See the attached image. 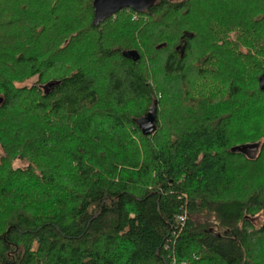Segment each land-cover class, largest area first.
<instances>
[{
	"label": "trees",
	"instance_id": "1",
	"mask_svg": "<svg viewBox=\"0 0 264 264\" xmlns=\"http://www.w3.org/2000/svg\"><path fill=\"white\" fill-rule=\"evenodd\" d=\"M93 20L94 0H0V264H264V0H157ZM133 48L139 61L122 55ZM116 57L96 75L73 68ZM212 85L227 112L176 106L164 129L163 99ZM155 100L145 137L134 119Z\"/></svg>",
	"mask_w": 264,
	"mask_h": 264
},
{
	"label": "rangeland",
	"instance_id": "2",
	"mask_svg": "<svg viewBox=\"0 0 264 264\" xmlns=\"http://www.w3.org/2000/svg\"><path fill=\"white\" fill-rule=\"evenodd\" d=\"M106 29H108V28H106ZM104 32H105V29H104ZM105 34H107V36H110L111 35L110 30H107ZM163 43H160V44H163ZM157 46L158 45H156L155 48ZM83 47H84V44L82 45L81 48L83 49ZM165 48H163V49H165ZM133 49L136 50V48H133ZM163 49H158L157 48V50H163ZM246 49L247 48H245V47L241 48V50H243L245 53L247 52ZM95 52H96V50L93 47L90 50V53H92V55H94ZM165 52H162L160 54L156 53L154 57L158 59V55H163L164 56ZM188 56H190V55H188ZM141 57H142V54H141ZM116 61H119V59L117 57L114 58V59H110L109 62H105V63H104L103 60L101 62H98L97 59L92 58V60L88 61V62L85 61V62H81L80 64L75 63L73 65V68H76L77 66L82 65V67L85 68L86 71H88L90 73L93 72L96 75V73H98L99 69H97L96 71L94 69L97 66L105 64V67H107V70H110L111 67L114 66L113 64ZM153 62H154L153 60L151 61V55L150 54H147V55L143 54L142 63H141L142 71L146 75H148L150 78H155V77L158 76V79H159L161 77H164L161 74L163 72L161 70H159L161 68H157L153 64ZM192 62L193 61H191V57H190L187 60V67L192 66ZM191 72L196 74V72L194 70L191 71ZM190 77H191V75H190ZM37 79H38L37 76L33 77V78H31L29 80H26L25 82L19 84V86H22L23 84L30 86V85L34 84L37 81ZM216 85H218V82H216ZM216 85H212V86H214L213 88L212 87L208 88V90L210 91V93L208 92V94H207V90H206V92H204V91L200 90V87H199L197 89L196 93H198L200 95H195L196 96L195 98H190V99L187 96H182V98L179 100L177 105L170 104L166 99H163V101H162V103L160 104V107H159V115H160L159 117L161 119V124L163 125L164 129H167L168 126L166 125L167 124L166 120H167V118H170L171 112L175 111L176 106L178 108V115H180V118L182 116L190 117L192 112L196 111V112L200 113L203 110L204 112H203V116L202 117H203V119H207L208 120L209 118H213L214 119L216 116H221V112H223V113L227 112V110L226 111L222 110V108L224 107V106H222V102L224 101V96L222 94L218 93V90H216ZM159 97H161V95ZM242 99H244V101H245L247 98L244 97ZM208 101H210V105H207ZM142 105H143L142 102H136L134 104H131L129 108L131 110H135L136 111ZM257 152H258V149L248 150L247 154L250 157H253V156L257 155ZM2 155H4V151H3L2 147L0 146V158L2 157ZM20 164L21 163L19 161L15 162L16 166H19ZM237 188L238 187H236L234 189V192L237 190Z\"/></svg>",
	"mask_w": 264,
	"mask_h": 264
},
{
	"label": "water",
	"instance_id": "3",
	"mask_svg": "<svg viewBox=\"0 0 264 264\" xmlns=\"http://www.w3.org/2000/svg\"><path fill=\"white\" fill-rule=\"evenodd\" d=\"M157 0H94V20L93 25L99 26L107 19L111 18L123 9H132L136 12H144L156 4ZM167 43L160 44L157 48L163 49ZM184 53V52H183ZM122 55L134 62L141 59L140 53L133 50H124ZM260 89L264 91V73L259 78ZM2 98H0V103ZM134 122L141 133L147 137L154 135L158 130V102L155 100L148 111L141 117L135 118ZM258 149V145L238 146L234 150L240 151Z\"/></svg>",
	"mask_w": 264,
	"mask_h": 264
},
{
	"label": "built area",
	"instance_id": "4",
	"mask_svg": "<svg viewBox=\"0 0 264 264\" xmlns=\"http://www.w3.org/2000/svg\"><path fill=\"white\" fill-rule=\"evenodd\" d=\"M181 219H184V217H181Z\"/></svg>",
	"mask_w": 264,
	"mask_h": 264
}]
</instances>
